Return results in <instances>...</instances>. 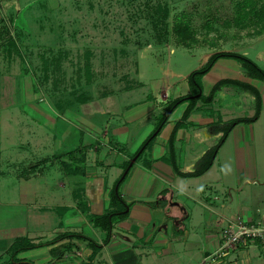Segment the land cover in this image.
<instances>
[{"label": "crops", "instance_id": "obj_1", "mask_svg": "<svg viewBox=\"0 0 264 264\" xmlns=\"http://www.w3.org/2000/svg\"><path fill=\"white\" fill-rule=\"evenodd\" d=\"M226 35L227 41L218 36L215 44H202L203 60L233 52L253 58L264 69V31ZM174 46L195 52L187 43ZM141 71L140 86L92 99L63 94L54 102L20 106L17 117L29 135L6 146L0 137V213L14 229L12 237L0 239V264L17 244L45 243L67 233L102 244L106 233L89 218L119 210L111 207L110 193L123 166L152 133L167 103L190 95V73L161 72L167 79L151 94L148 86L155 80H141ZM215 71L220 77L204 89L202 82ZM221 80L256 89L261 109L253 124L231 130L209 170L195 178L173 171L168 141L188 107L183 103L121 183L119 194L129 205L128 214L113 220L101 249L94 253L84 242L64 240L22 252L17 259L32 264H199L217 250L220 232L229 222L264 225V82L248 78L237 62L221 59L201 80L203 96ZM254 112L253 95L234 87H223L209 105L198 101L174 135L178 172H193L195 163L217 144L222 132L214 125L251 118ZM220 264H264V244L241 247Z\"/></svg>", "mask_w": 264, "mask_h": 264}, {"label": "rangeland", "instance_id": "obj_2", "mask_svg": "<svg viewBox=\"0 0 264 264\" xmlns=\"http://www.w3.org/2000/svg\"><path fill=\"white\" fill-rule=\"evenodd\" d=\"M241 1L0 0L3 144L29 135L24 120L17 117L23 102H54L63 94L77 100L85 94L97 98L140 86V70L141 80H155L148 86L154 94L167 79L161 72L188 75L204 65L202 44H215L218 36L226 34L262 33L264 26L253 18L240 27L230 26L235 5ZM185 43L195 52L187 54L174 46ZM217 77L215 71L204 79L203 88ZM174 92L170 88L167 97L172 99ZM0 215V239L12 237V223L4 213ZM7 238L2 243L7 245Z\"/></svg>", "mask_w": 264, "mask_h": 264}, {"label": "trees", "instance_id": "obj_3", "mask_svg": "<svg viewBox=\"0 0 264 264\" xmlns=\"http://www.w3.org/2000/svg\"><path fill=\"white\" fill-rule=\"evenodd\" d=\"M250 18H253V20H255V23L257 25L264 26V2H262L260 5L258 4L257 0H243L237 3L234 9L233 22L230 26L240 27V25H242L243 22L250 20ZM183 28H188V27L185 25ZM205 29L209 30L210 28L206 27ZM221 59L232 60V61L237 62L238 64H240L242 69L245 71V75L248 78L264 82V69H261L259 66H257L253 61H251L246 56L242 54H238V53H233V52L214 53L207 59L206 63L201 68H199L198 70L192 71L187 76V84L190 90V95L180 97L175 100H171L170 102L167 103L152 133L145 139V141L141 144L138 151L132 156V158L123 166V172L120 175V177L116 180L113 186V189L110 193L111 207L112 208L119 207V210L106 213L100 217L89 218V221L96 228H99L106 233V237L101 245L96 244L93 240L81 234L67 233V234L59 235L53 240L45 242V243L17 244L10 251L8 261L2 264H32L30 262L17 259V255L25 251H31V250H35L39 248L49 247V246H52L64 240H77L80 242H84L92 249L94 253L98 251L99 249H101L102 245H105L109 240V235H110L113 220H123L127 217V214H128L129 205L125 204V202L122 200L119 194V187L121 183L125 180L128 172L134 166V163L137 161V159L143 154V152L149 147V145L157 137V135L161 131L162 127L166 123L168 117L173 112V110L177 106L183 103H188V107L182 117L181 122H179L176 125L175 130L168 141L170 162H171L173 171L175 172L177 176L182 177V178H195V177H199L203 175L207 170H209V168L211 167L215 159L217 151L219 150L220 146L226 139L227 135L231 132V130L238 125L253 124L259 118L260 109H261L260 95L258 91L254 89L253 87L247 84H243L238 81L221 80L212 87L211 92L209 93L207 97L203 96L202 89H201V80L205 75L209 73V71L213 68L215 63ZM223 87H234V88L248 92L251 95H253L254 101H255L254 115L251 118L234 119V120H231L223 124L214 125L216 128L215 130H219L222 132V137L219 139L217 144L212 149H210L208 152H206L195 163L193 172L186 173V174L178 172V169L175 165V158H174V153H173V140H174V135H175L176 130L184 126V122L186 121L190 112L194 109L198 101H200L201 103L205 105H209L212 102L214 95L218 91H220ZM135 157H136L135 162L127 170L129 163Z\"/></svg>", "mask_w": 264, "mask_h": 264}, {"label": "built area", "instance_id": "obj_4", "mask_svg": "<svg viewBox=\"0 0 264 264\" xmlns=\"http://www.w3.org/2000/svg\"><path fill=\"white\" fill-rule=\"evenodd\" d=\"M252 244H264V225L247 224L242 220L229 222L220 232L217 250L199 264H220L230 253Z\"/></svg>", "mask_w": 264, "mask_h": 264}, {"label": "water", "instance_id": "obj_5", "mask_svg": "<svg viewBox=\"0 0 264 264\" xmlns=\"http://www.w3.org/2000/svg\"><path fill=\"white\" fill-rule=\"evenodd\" d=\"M135 160H136V157L131 160V162L129 163V166L127 168V170L131 167V165L135 162Z\"/></svg>", "mask_w": 264, "mask_h": 264}]
</instances>
